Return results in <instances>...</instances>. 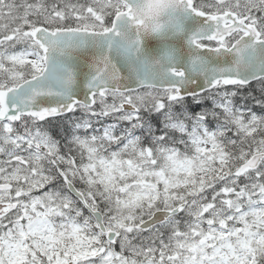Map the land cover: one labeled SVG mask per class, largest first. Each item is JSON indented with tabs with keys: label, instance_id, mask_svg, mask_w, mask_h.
<instances>
[{
	"label": "snow or ice",
	"instance_id": "snow-or-ice-1",
	"mask_svg": "<svg viewBox=\"0 0 264 264\" xmlns=\"http://www.w3.org/2000/svg\"><path fill=\"white\" fill-rule=\"evenodd\" d=\"M0 264H264V0H0Z\"/></svg>",
	"mask_w": 264,
	"mask_h": 264
}]
</instances>
